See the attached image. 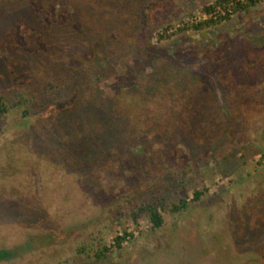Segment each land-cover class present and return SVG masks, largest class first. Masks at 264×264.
I'll list each match as a JSON object with an SVG mask.
<instances>
[{
	"label": "rangeland",
	"instance_id": "374dc122",
	"mask_svg": "<svg viewBox=\"0 0 264 264\" xmlns=\"http://www.w3.org/2000/svg\"><path fill=\"white\" fill-rule=\"evenodd\" d=\"M215 1L0 0V95L65 85L0 124V264H264V0Z\"/></svg>",
	"mask_w": 264,
	"mask_h": 264
},
{
	"label": "trees",
	"instance_id": "16d2710c",
	"mask_svg": "<svg viewBox=\"0 0 264 264\" xmlns=\"http://www.w3.org/2000/svg\"><path fill=\"white\" fill-rule=\"evenodd\" d=\"M262 0H216L214 3L206 5L203 8L204 14L207 18L202 22L192 26L197 31L203 30L205 28L216 26L224 21H229L231 17L241 11L248 12L250 9L254 8ZM182 30V29H180ZM140 50V49H139ZM135 50V54H140L141 51ZM171 52L167 51V56L170 57ZM144 58V57H143ZM144 60V59H142ZM138 63L141 60L138 58L136 60ZM64 80H59L55 83L52 80H48L44 85H42L38 90H33L30 92L18 93L13 96L0 95V124L3 120L9 117L11 110H17V115L21 120H25L33 115H37L39 112L44 110L48 105H55L58 98V94L61 93L60 90L64 88ZM223 106V103H221ZM188 183L186 181H181L179 186L187 187ZM206 190V189H205ZM204 192L195 191L194 197L192 198L193 203H200ZM168 196H160L155 201L147 203L145 206H141L137 212L144 213L147 212L149 220L152 223V229L158 230L164 225V214L167 212V200ZM189 208V202L182 198L171 204L169 211L173 214L185 213ZM133 213V217L137 219L138 213ZM129 234L124 233L123 236L115 237V246L117 248H122L123 241L126 240ZM131 236V235H130ZM86 245H83L77 249L78 254L89 255L87 252ZM109 247L102 246L98 250L93 251L95 259L99 262L106 259L107 253L109 252ZM11 256V252L0 249V262L8 259ZM41 264H57L52 262H44ZM60 264V263H59ZM68 264V263H67Z\"/></svg>",
	"mask_w": 264,
	"mask_h": 264
}]
</instances>
